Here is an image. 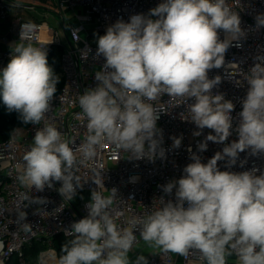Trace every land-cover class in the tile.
Returning <instances> with one entry per match:
<instances>
[{
	"label": "clouds",
	"instance_id": "9594fccd",
	"mask_svg": "<svg viewBox=\"0 0 264 264\" xmlns=\"http://www.w3.org/2000/svg\"><path fill=\"white\" fill-rule=\"evenodd\" d=\"M256 23L264 27V14L256 17ZM33 29L32 24L22 25L19 42L11 46L9 62L0 70V99L24 124L39 125L51 108L60 78L44 48L26 43ZM218 30H223L225 39L219 38ZM244 35L238 13L226 0H163L149 15L117 20L98 37L95 57L102 56L105 63L95 73L97 85L78 97L87 120L85 140L73 147L75 141L44 124L23 155L21 185L43 191L54 181L61 182L58 192L70 201L82 186L74 169L105 143L137 160L164 158L157 121L167 109L152 103L163 95L184 101L189 120L199 129L194 136L205 128L212 130L197 145L200 152L207 150L209 141L225 144L233 131L238 139L225 144L207 163L189 148L193 162L185 166L181 178L162 186L168 195L175 190V200L160 198L162 207L132 219L129 228H119L110 212L117 190L113 188L109 196L93 190L88 215L65 231L72 239L62 246L57 264H147L143 255L135 261L129 258L137 231L143 241L179 255L197 250L206 264H226L233 254L238 264H264V172L218 168L225 159L235 165L246 150L252 155L264 153V57H256L259 62L245 74L248 88L235 128L231 115L235 105L212 92L221 77L208 76L224 64L233 42L240 46ZM82 56L87 59V53ZM171 139L173 148L181 146L182 136ZM93 182L104 188L99 174ZM24 199L46 202L28 195Z\"/></svg>",
	"mask_w": 264,
	"mask_h": 264
},
{
	"label": "built area",
	"instance_id": "2783aa9c",
	"mask_svg": "<svg viewBox=\"0 0 264 264\" xmlns=\"http://www.w3.org/2000/svg\"><path fill=\"white\" fill-rule=\"evenodd\" d=\"M51 1L60 17L69 16L70 22L62 31L49 26L46 22L27 20L15 16L7 35H0V44L8 45L19 42L21 26L34 25L31 40L36 47L44 48L47 57L55 48L61 53L55 74L60 78L61 86L51 101V108L39 125H21L14 128L9 136L0 141V264H57L63 254L55 248L58 238H71L65 234L72 223L88 215L87 205L93 190H99L104 196L111 195L115 188L117 194L110 212L119 228L131 227L134 218H144L163 206L165 202L175 200V195L163 192L162 186L183 176V169L193 162L190 159L192 149L207 163L217 151H222L225 144L238 139L233 131L225 144L209 141L207 150L200 152L197 145L212 131L205 128L200 136L199 131L190 119L187 105L180 98L170 99L163 95L154 105L163 106L167 112L160 113L157 127L162 133L164 158L137 160L130 158V153L117 150L110 143L96 149V154L84 164L74 169L82 186L76 188L72 200L64 199L58 192L61 182H53V187L45 186L43 191H36L21 185L18 176L21 174L23 155L32 146L37 129L44 124L57 128L63 138L75 141L78 146L87 136V120L82 117L78 97L86 89L97 85L95 73L105 63L104 58L95 57L96 40L105 34L106 29L117 20L129 22L135 14L149 15L150 9L157 7L163 0H0V22H6L11 16L12 5L33 9L35 2ZM22 2V3H21ZM228 7L237 12L241 20V28L245 35L227 49L224 64L220 68L208 72L210 79L221 77L220 83L212 89L213 94H223L226 100L235 105L233 126L237 123L238 113L242 110L241 101L247 92L245 74L254 63L256 57H264V27H258L256 17L264 14V0H226ZM51 4V3H50ZM155 19L156 17H152ZM78 33V34H77ZM219 38L225 39L223 30H218ZM78 35V39H74ZM87 53V59L82 54ZM11 46L0 49V67L9 62ZM240 82V83H237ZM188 103H194L189 100ZM214 134V133H213ZM179 148H173L172 137H181ZM78 160L80 153H77ZM221 171L240 173L259 169L256 175L264 172V153L252 155L250 150L239 154L235 165H229L227 159L218 162ZM97 174L103 178L104 188H98L93 182ZM28 195L41 198L43 204L30 203L24 199ZM136 243L142 242L139 232H135ZM34 244L41 249L36 256L28 257L27 252ZM133 247V248H134ZM235 256V254H234ZM183 259L203 261L197 250H189ZM237 259V257L235 256ZM134 258L132 261H135ZM147 264H174V252L163 248L149 255Z\"/></svg>",
	"mask_w": 264,
	"mask_h": 264
},
{
	"label": "crops",
	"instance_id": "0c3cea01",
	"mask_svg": "<svg viewBox=\"0 0 264 264\" xmlns=\"http://www.w3.org/2000/svg\"><path fill=\"white\" fill-rule=\"evenodd\" d=\"M11 2L13 3H19L18 0H10ZM48 3L50 5H52V2L49 1H42V3ZM12 5V8H11V13L13 11V18L15 16H22L23 18H27V17H34L33 19L31 20H35V21H43V22H46L49 26H51L49 24V21L47 20H44L43 17L40 15V14H35L33 11L34 9H31V8H22L21 6L19 5ZM37 16H39V19H35ZM0 23H3V22H0ZM10 30V29H9ZM9 32V31H8ZM7 32V34H8ZM5 34V35H7ZM13 44L9 43L8 45H3V44H0V49H4V48H8L10 46H12ZM162 248L161 247H156V246H153L152 244L148 243V242H145L142 240V242H140L138 245H136L134 248H133V251L129 253V258H130V261H132L134 258H136L138 255H143L145 256V258H147L149 255H151L152 253L154 252H158L160 251ZM174 258H175V263L174 264H206V262L203 260V261H198V260H184L182 255H179L177 253H174ZM226 264H238V261L237 259L235 258L234 254L231 255V256H228L226 258Z\"/></svg>",
	"mask_w": 264,
	"mask_h": 264
},
{
	"label": "trees",
	"instance_id": "16d2710c",
	"mask_svg": "<svg viewBox=\"0 0 264 264\" xmlns=\"http://www.w3.org/2000/svg\"><path fill=\"white\" fill-rule=\"evenodd\" d=\"M60 53H61L60 48H55L51 52V54H49L47 57L49 65L52 66V68L54 69V72L57 70ZM7 63L8 62L3 64L2 67H0V70H2L7 65ZM60 86H61V81L59 80V83L57 85V91L59 90ZM21 125H27V124H24L19 119L18 113H16V112L9 113L6 109V107L3 105L2 99H0V141L5 140L14 128L21 126ZM70 239L71 238H58V239H56L55 248L57 250H61L62 246L65 243H67V241ZM40 249H41V247L39 244H34L32 246V249L27 252V256L33 258L34 256H36L37 252Z\"/></svg>",
	"mask_w": 264,
	"mask_h": 264
},
{
	"label": "rangeland",
	"instance_id": "374dc122",
	"mask_svg": "<svg viewBox=\"0 0 264 264\" xmlns=\"http://www.w3.org/2000/svg\"><path fill=\"white\" fill-rule=\"evenodd\" d=\"M25 2H30V0H22ZM22 3V2H21ZM34 13L40 14L44 20L49 21V24L52 28L56 29L57 31H63L65 29V26H68L70 22V17L64 15V20L60 17L57 8L54 5H50L48 3H42V2H35L32 4ZM13 14V11H12ZM22 17V16H21ZM23 18V17H22ZM34 18V17H33ZM32 17H27L24 19L31 20ZM35 19H39V16H37ZM14 22L13 15L3 23H0V35H5L9 31V29L12 26V23Z\"/></svg>",
	"mask_w": 264,
	"mask_h": 264
}]
</instances>
